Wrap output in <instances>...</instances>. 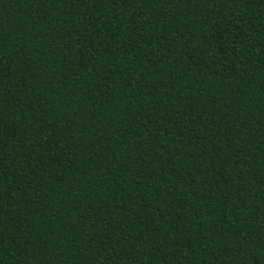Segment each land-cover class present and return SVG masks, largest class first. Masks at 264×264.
<instances>
[{"label":"trees","instance_id":"1","mask_svg":"<svg viewBox=\"0 0 264 264\" xmlns=\"http://www.w3.org/2000/svg\"><path fill=\"white\" fill-rule=\"evenodd\" d=\"M0 264H264V0H0Z\"/></svg>","mask_w":264,"mask_h":264}]
</instances>
